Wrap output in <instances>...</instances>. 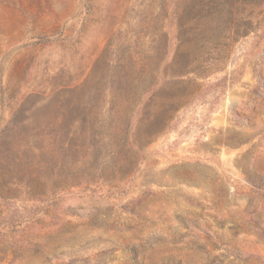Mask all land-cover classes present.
Segmentation results:
<instances>
[{
    "label": "rangeland",
    "instance_id": "obj_1",
    "mask_svg": "<svg viewBox=\"0 0 264 264\" xmlns=\"http://www.w3.org/2000/svg\"><path fill=\"white\" fill-rule=\"evenodd\" d=\"M0 264H264V0H0Z\"/></svg>",
    "mask_w": 264,
    "mask_h": 264
}]
</instances>
